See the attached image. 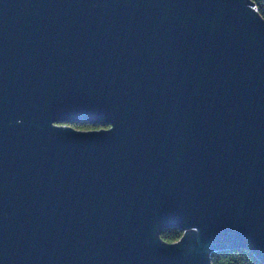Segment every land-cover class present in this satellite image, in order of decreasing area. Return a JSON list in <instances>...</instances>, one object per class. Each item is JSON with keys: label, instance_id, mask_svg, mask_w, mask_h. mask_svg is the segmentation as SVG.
I'll return each mask as SVG.
<instances>
[{"label": "water", "instance_id": "1", "mask_svg": "<svg viewBox=\"0 0 264 264\" xmlns=\"http://www.w3.org/2000/svg\"><path fill=\"white\" fill-rule=\"evenodd\" d=\"M237 248L264 264L251 2L0 0V264H211Z\"/></svg>", "mask_w": 264, "mask_h": 264}, {"label": "trees", "instance_id": "2", "mask_svg": "<svg viewBox=\"0 0 264 264\" xmlns=\"http://www.w3.org/2000/svg\"><path fill=\"white\" fill-rule=\"evenodd\" d=\"M258 16L264 20V0H249ZM72 128L76 130H93L100 129L99 127H92L86 124H71ZM183 235V231L178 227L172 226L163 229L159 238L167 244L178 242ZM211 264H263L251 252L237 248L221 250L210 254Z\"/></svg>", "mask_w": 264, "mask_h": 264}]
</instances>
